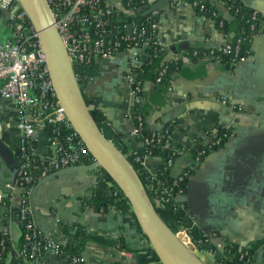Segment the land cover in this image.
<instances>
[{"label":"crops","instance_id":"obj_1","mask_svg":"<svg viewBox=\"0 0 264 264\" xmlns=\"http://www.w3.org/2000/svg\"><path fill=\"white\" fill-rule=\"evenodd\" d=\"M112 1L116 6L120 2ZM168 1L160 0L158 4V37L163 48L159 63L179 62L180 68L168 88L158 87L152 78L154 70L145 78L139 104L146 126L158 131L173 123L167 145L175 148L192 146L216 127L228 130L230 136L199 165L185 152L173 164L175 176L189 171L184 190L176 198L181 207L174 214L178 223L169 207L160 205L166 211L153 209H158L156 214L161 222L199 264H204L205 257L211 264H225L219 248L223 239L250 252V264H264V0H236L249 11L257 12L262 26L251 40L249 58L229 68L210 60L194 61L189 56L193 50L205 52L224 43V36L187 0L172 5ZM204 1L213 4L224 20L232 22L225 0ZM9 38L6 18L0 15V43ZM143 53L134 51L136 63L143 60ZM133 54L98 58L90 67L76 71L77 81L103 136L131 164L133 155L143 157L144 171L150 172L159 168L163 159L147 155L145 143L132 135L130 109L134 102L127 77ZM17 117L14 102L0 98V142L9 154L8 159L0 157V233L8 236L12 249L3 264H11L13 250L21 242V230L14 219L21 205V189H9L14 185L15 156L20 148V134L15 128ZM34 154L45 160L54 157L45 129L35 131ZM84 169L79 166L67 170L34 188L29 207L38 230L60 239L62 225L83 226L88 235L85 251H89L88 261L83 260V264H160L135 223L131 208L118 210L115 201L114 206H102L99 212L91 213L88 203L61 193L67 181ZM89 174L94 184L86 194L99 189L112 196L110 181ZM46 202L59 204V212L53 211L49 216L41 209ZM119 238L125 243L122 250L116 245ZM33 264L70 263L46 252Z\"/></svg>","mask_w":264,"mask_h":264},{"label":"built area","instance_id":"obj_2","mask_svg":"<svg viewBox=\"0 0 264 264\" xmlns=\"http://www.w3.org/2000/svg\"><path fill=\"white\" fill-rule=\"evenodd\" d=\"M133 1L126 0V7L130 10H132ZM45 2L76 78L78 69L90 67L98 58L111 59L122 53L132 55L136 50L143 51L148 45L154 48L161 47L158 37L160 20L151 21L147 28L143 27V23L136 25L133 22L122 27L116 25L113 20L120 15V10L112 0H45ZM192 6L205 19L214 23L213 18L217 17L216 12L209 11L197 2H194ZM0 15L5 16L10 30L9 40L0 43V98L14 102L18 116L15 128L20 134L18 169L14 185L9 187L10 190L21 189V205L15 214L19 222L15 220V223L21 230L23 242L20 249L15 251V264H33L46 252L62 257L60 245L66 243L64 238L57 239L53 234H43L33 222L29 207L33 185L60 170L92 165L96 163V160L78 133L72 129L63 108L57 101L48 75L45 54L20 0H0ZM157 16H160L159 10L153 8L147 20ZM258 20L259 14L253 11L248 19L251 29H254L253 23ZM128 25H131L130 34L127 33ZM218 26H223L222 21L218 22ZM258 31L250 36L251 40L255 38ZM240 51V41L234 45L224 42L205 52L194 50L192 56L216 63H220L225 56H230L231 65H238L250 56L249 52H246V56L240 55ZM132 57L134 59L131 66L136 64V55L133 54ZM166 71V66H163L156 79L157 83L161 82ZM127 78L130 86L129 95L134 104H139L141 88L132 87L135 75L132 74L131 69ZM136 119L137 126H133L132 135L137 139L143 124L141 115H138ZM37 129L47 131L50 146L54 151L52 159H41L34 154ZM155 139L158 140L159 136L143 141L147 149ZM216 144L218 141L212 145ZM176 151L182 154L187 150L176 148ZM205 154L204 150L198 151L194 158L195 165L202 162L201 159ZM173 162L172 159H168L165 163L163 161V164L166 169H169L173 167ZM132 166L138 175L149 176L147 182L143 184L149 198L155 199L162 206L169 207L174 213H177L178 209L181 210L180 205L175 201V196L180 195L183 190L175 191V189L181 182L185 183L186 174H184L185 177L183 174L178 175L170 185H166L158 179L157 169L150 172L144 171L143 157L133 155ZM97 174L100 177L106 175L100 167ZM112 196L117 203L124 197L117 187L112 192ZM6 240L9 241V238L3 234L0 239V264L5 260L3 253ZM219 248L222 252L224 251L223 244H220ZM237 252L239 261L250 264L251 257L246 249L239 247ZM77 262V258L71 259V264Z\"/></svg>","mask_w":264,"mask_h":264},{"label":"water","instance_id":"obj_3","mask_svg":"<svg viewBox=\"0 0 264 264\" xmlns=\"http://www.w3.org/2000/svg\"><path fill=\"white\" fill-rule=\"evenodd\" d=\"M198 1L205 2L204 0ZM236 2L234 0L233 3ZM20 3L37 33L45 54L48 75L57 101L63 108L72 129L78 133L80 139L96 160V163L92 165H81L85 169L71 177L61 193L73 197L79 202L88 203L91 213L99 212L100 207L104 205L97 203L94 193L88 195L85 192L94 184L89 173H95L96 175L100 167L128 201L135 223L152 246L160 264H199L161 222L150 204V198L135 168L103 136L93 120L86 101L81 95L77 78L45 0H20ZM130 32L131 25H128L127 33L130 34ZM172 49L174 50V48ZM111 106L116 107L114 103ZM7 152V148L0 142V157L8 159L9 154ZM77 167L79 166L55 172L38 182V184L56 178L65 171ZM88 255V250L82 254L84 261H88Z\"/></svg>","mask_w":264,"mask_h":264},{"label":"trees","instance_id":"obj_4","mask_svg":"<svg viewBox=\"0 0 264 264\" xmlns=\"http://www.w3.org/2000/svg\"><path fill=\"white\" fill-rule=\"evenodd\" d=\"M160 0H134L132 2V10L126 7V0H120L119 4L117 3V7L120 10V15L115 18L113 21L116 25L123 26L127 25L129 23H134L136 25H140L143 23V27L147 28L148 25L150 24L151 21H159L160 16L157 17H152L151 20H147L150 11L153 8H156L159 10V14L161 15V9L158 6ZM178 0H169L168 3L171 5L174 2H177ZM190 4H193L194 2H197L199 5H203L205 8H207L209 11H214L217 13V17L214 20V27L216 30L220 31L223 36L224 40L228 44L234 45L237 41H240V55H245L246 52H249L250 54V44H251V39L250 36L255 32L260 29L261 25V18L259 15V20L256 21L254 24V29L250 28V23L248 19L250 18L251 14L253 11H249L248 9L244 8L242 5L239 3H233L232 0H225V7L229 9V12L232 16V22H228L227 20H224L223 17L221 16L220 12L217 10V8L213 5L210 4L209 2H201L198 0H187ZM208 16V14H206ZM222 21L223 26L219 27L218 22ZM123 46H125L123 44ZM199 51V49H196ZM194 51V50H193ZM190 52L189 56L194 61L200 60L199 57H193L192 52ZM143 55L144 58L140 63H136L133 66H130L132 74L135 75V82L132 84V87L135 88L136 86H139L142 89L143 82L145 78L150 75L152 70H154L152 78L156 82V79L158 78L159 71L163 66H166L167 71L165 75L162 77L161 82L157 83L158 87L161 89L163 88H168L170 85V81L174 74L179 70L180 64L179 62H171L167 64L161 65L159 63L160 56L163 52V48H154L151 45H148L145 47L143 50ZM202 52V51H199ZM248 54V55H249ZM231 57L230 56H225L223 60L220 62V64L224 65L225 67L229 68L231 67L230 63ZM141 94V93H140ZM130 117L133 121L134 126H137V119L136 117L138 115H141V110H140V104H132L131 109H130ZM142 130L140 134L137 137V140L139 141H144L145 139H151L152 137L155 138V136H159V139H155L152 144L148 146L147 153L151 156L159 157L162 158L164 163L168 159H172L175 163L176 159L181 155L178 154L176 151V148L167 145V139L172 133L174 129V124L173 123H168L165 124L164 127L161 130L158 131H153L150 130L144 121V118L142 117ZM230 136V133L228 130L223 129L221 127H216L213 131L206 133L201 139L196 141L192 146L189 147H177L179 149H184L187 150L185 153H189L193 159L195 158L196 154L198 153L199 150H204L206 152L205 156L213 150H216L218 148H221L226 141L228 140ZM218 141V144L212 145L214 142ZM35 147V144H34ZM203 156V158L205 157ZM15 161H16V172L18 169V156H15ZM85 164H89L88 162H85ZM173 168V167H172ZM172 168L166 169L165 164H162L159 168H157L156 171H158V179L161 181L165 182L166 185H170L172 180L176 178L172 173ZM188 176L189 171L186 173V171L183 173ZM140 180L143 184L147 182L149 179L148 175H140ZM185 177V176H184ZM103 180H109V178L106 175L101 176ZM38 184L35 183L33 187H35ZM182 189L184 190V181L179 184V186L175 189V191ZM95 199L97 203L103 204L104 206H114L115 205V198L113 196H107L104 193L100 192V190L96 189L94 192ZM178 195L175 196V201ZM152 197V195H151ZM118 207H116L118 210H122L125 207H128L130 209V206L128 204V201L123 197L120 202L117 203ZM180 209H178L179 211ZM181 211V210H180ZM132 214V213H131ZM174 212H172L173 219L176 223L179 222L178 219L175 218ZM17 222H19L18 217L14 218ZM132 221V220H131ZM62 238L66 240V243L64 245H60V250H61V256L71 264V259L72 258H77L78 262L76 264H83V257L82 254L85 251L86 248V239H87V232L86 229L78 224L74 225H68L64 224L61 227L60 231ZM3 237V234L0 233V239ZM54 237L57 238V236L54 234ZM22 238L20 242V246L18 249H20L22 245ZM117 248L122 250L125 248V243L123 239L119 238L117 239L116 242ZM223 245H224V262L225 264H248L245 263V261H239V253L237 252L238 246L237 244L229 241L228 239H223ZM16 248V250H18ZM13 250V257H12V262L11 264H15V251ZM9 251H12L11 249V243L6 240L5 242V251L3 253V258H5L8 254ZM250 256V252H249ZM251 257V256H250ZM1 262V264H3Z\"/></svg>","mask_w":264,"mask_h":264},{"label":"rangeland","instance_id":"obj_5","mask_svg":"<svg viewBox=\"0 0 264 264\" xmlns=\"http://www.w3.org/2000/svg\"><path fill=\"white\" fill-rule=\"evenodd\" d=\"M52 179V178H51ZM51 179H49V180H47V181H50ZM108 181H110L111 183H112V187H113V189H115L116 188V186L114 185V183L109 179ZM150 204H151V206L153 207V208H161V209H163L164 211H166V209H164V207H161L160 206V203L158 202V201H156L155 199H152V198H150ZM58 207H59V204H57L56 205V203L54 202L53 204H49V202H46V203H44L43 205H42V207H41V209L43 210V211H45L46 213H48V215L50 216V213H52L53 211H55V213H56V211L57 212H59V209H58ZM156 210V209H155ZM158 210V209H157ZM157 210H156V212H157ZM160 214H161V212L160 211H158ZM37 213V212H36ZM205 260L206 261H204V264H211L210 263V261H209V259H208V257H205Z\"/></svg>","mask_w":264,"mask_h":264}]
</instances>
